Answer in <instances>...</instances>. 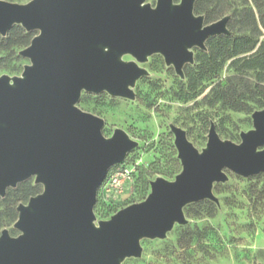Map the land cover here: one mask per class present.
<instances>
[{
  "label": "water",
  "instance_id": "1",
  "mask_svg": "<svg viewBox=\"0 0 264 264\" xmlns=\"http://www.w3.org/2000/svg\"><path fill=\"white\" fill-rule=\"evenodd\" d=\"M194 1L187 6L181 0L168 11L159 0L154 9L134 0H0L1 34L13 24L40 30L22 52L33 64L25 68L26 79H17L15 88L2 80L0 87V195L35 174L45 184L42 194L31 197L30 211L21 208L18 214L23 234H1L0 264H117L140 253V236H161L173 221H182L185 204L213 199L211 186L225 177L223 167L244 176L264 169V148L258 150L264 144V106L252 113L253 128L237 145L221 140L211 124L202 153L173 126L182 162L175 180L157 179L145 200L120 209L101 229L91 228L96 191L132 146L119 133L106 140L101 121L73 106L83 88L131 94L124 85L127 65L95 45L140 59L157 50L182 75L183 65L194 59L192 52L184 59L177 40L202 38L193 46L205 48L208 36L228 32L229 16L209 24L200 16L204 25L221 21L222 29H192L188 13Z\"/></svg>",
  "mask_w": 264,
  "mask_h": 264
},
{
  "label": "rangeland",
  "instance_id": "2",
  "mask_svg": "<svg viewBox=\"0 0 264 264\" xmlns=\"http://www.w3.org/2000/svg\"><path fill=\"white\" fill-rule=\"evenodd\" d=\"M9 1L21 3L28 0ZM140 1L152 9L157 4V0ZM171 3L178 5L181 0H171ZM192 13L197 17L203 16L195 14L193 10ZM223 17L228 16L221 18ZM33 31L37 35L40 30L37 28ZM25 47L8 56L0 53V57L5 56L0 66V79L8 87L16 86V80L23 78L25 68L33 65L29 56L22 55ZM95 47L104 53L113 51L117 61L134 65L138 74L140 73V76L128 84L131 90L128 96L112 95L105 89L95 92L83 88L79 99L73 104L80 111H85L101 121L100 131L106 140L112 139L114 133H119L132 142L126 157L108 169L106 178L102 179L95 194L96 201L104 206L109 202L119 211L132 203L142 202H131L136 196L132 192L133 189L135 191V177L139 168H146L150 173L148 194L151 183L157 179L162 178L167 182L175 180L176 174L168 176L162 173L169 172L175 157L181 162L175 145V133L172 132L173 126L180 128L197 152L202 153L207 148L208 129L211 124L214 125V121L210 120L207 127H204L202 112L205 107L195 103V99L186 103L176 99V82L177 79H184V74H178L173 64L164 60L161 52L156 50L146 53L140 59L130 51L118 52L102 43H96ZM196 48L199 47L189 48L193 55ZM199 99L200 97L196 98L198 101ZM252 106L254 109L250 113L227 112L230 119H226L217 132L221 140L232 145L242 141V135L253 128L252 113L262 108L256 102H252ZM0 125L5 124L0 122ZM262 148L264 144L258 150ZM120 169L130 171V181L123 185L122 192H106L103 183L107 182L109 175ZM221 171L225 177L212 183L213 199L205 198L213 201L217 207L213 216L198 213L200 208L194 204L196 201H190L183 206L182 221H173L161 236H140V253L122 256L117 264H264V169L248 176L240 175L227 167H223ZM29 178L39 183L40 174L31 175ZM41 185L42 191L39 195L45 188L44 183ZM34 197L36 195L32 198ZM30 199L18 204L19 214L21 208L28 207ZM125 203L128 204L123 206ZM187 209L191 210L189 214ZM92 210L93 219L90 224L94 232L101 229L102 223L111 221L117 213L112 211L104 215V211L99 214L93 207ZM17 220L18 218L11 225L2 228L0 236L3 232L11 238L23 234L16 226ZM185 228H189L194 236L188 249L180 248L177 244L178 235Z\"/></svg>",
  "mask_w": 264,
  "mask_h": 264
},
{
  "label": "trees",
  "instance_id": "3",
  "mask_svg": "<svg viewBox=\"0 0 264 264\" xmlns=\"http://www.w3.org/2000/svg\"><path fill=\"white\" fill-rule=\"evenodd\" d=\"M193 12L203 14L204 23L229 16L226 22L228 32L208 36L204 41L205 48L195 49L193 63L187 62L182 67L184 79H177L174 94L182 103L195 99V103L203 105L204 127L213 120L214 129L218 132L220 125L230 119L227 112L250 113L254 109L252 102L259 107L264 106V0H195ZM35 35V31L13 24L5 34L0 33V53L7 56L15 53L29 45ZM4 58L0 57V66ZM198 97L199 101L196 100ZM173 161L169 172H162L164 175L174 176L182 169V162L176 157ZM149 177L146 168L138 169L135 191L133 189L132 192L136 196L131 202L146 199ZM41 191V183H35L30 178L8 187L0 195V230L17 219L19 203L27 202ZM107 204L104 206L97 200L93 209L99 214L104 211V215L117 211L111 203ZM194 204L200 208L198 213L208 216H213L217 209L214 202L208 199ZM190 211L186 210L188 214ZM192 234L189 228L181 231L178 246L188 249L194 239Z\"/></svg>",
  "mask_w": 264,
  "mask_h": 264
},
{
  "label": "bare ground",
  "instance_id": "4",
  "mask_svg": "<svg viewBox=\"0 0 264 264\" xmlns=\"http://www.w3.org/2000/svg\"><path fill=\"white\" fill-rule=\"evenodd\" d=\"M137 2V5H144V4H141V1L140 0H134ZM159 1H162L163 3H165L168 11L169 10H173L176 6H179L180 4L178 5H173V3H171V0H159ZM186 3H187V6H190L191 4V0H186ZM188 21L189 23L192 25V29H194L195 31L199 32L201 31L203 34L206 33L208 30L210 29H214V28H223V25H222V22H217L216 24L214 25H204L201 21V18L200 16L197 17L195 16L194 14H192L190 11L188 13ZM201 39L199 41H195V42H188V41H181V40H177V44L179 45L180 49L182 50V53L184 54V59H188L189 58V54H190V50L189 48L191 46L194 45V43H200L201 42ZM115 55V54H114ZM33 66V65H32ZM32 66H27V67H32ZM176 66L178 67V69L180 68V64H176ZM128 67V73L126 75V79H125V87L127 88L128 87V84H130L137 76H138V70L137 68H135L134 65L132 64H127ZM26 76H27V72L26 70L23 72V78L22 79H18L17 80V83L19 84V82L21 81H24L26 79ZM2 80H0V87L2 86ZM16 84V86L18 85ZM4 86H6L7 88H9L7 86L6 83H4ZM16 86L14 87H11V88H15ZM178 133H181L180 129L178 130ZM22 210H26L27 212L30 211L29 207L28 208H22ZM19 222H20V219H19ZM0 241H1V236H0ZM0 245H1V242H0ZM117 262V260H116Z\"/></svg>",
  "mask_w": 264,
  "mask_h": 264
},
{
  "label": "built area",
  "instance_id": "5",
  "mask_svg": "<svg viewBox=\"0 0 264 264\" xmlns=\"http://www.w3.org/2000/svg\"><path fill=\"white\" fill-rule=\"evenodd\" d=\"M106 178V177H105ZM130 181V171L128 169H120L119 171L115 172V174L109 175L107 177V182L103 183L106 186V192H122L123 185Z\"/></svg>",
  "mask_w": 264,
  "mask_h": 264
}]
</instances>
